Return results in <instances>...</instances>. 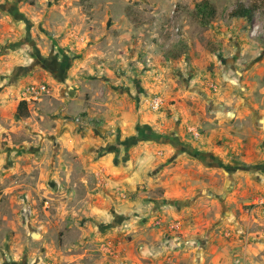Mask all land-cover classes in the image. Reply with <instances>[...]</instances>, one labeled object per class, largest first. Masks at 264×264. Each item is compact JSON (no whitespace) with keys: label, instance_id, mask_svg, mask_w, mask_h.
<instances>
[{"label":"crops","instance_id":"crops-1","mask_svg":"<svg viewBox=\"0 0 264 264\" xmlns=\"http://www.w3.org/2000/svg\"><path fill=\"white\" fill-rule=\"evenodd\" d=\"M99 1L95 7L112 6ZM12 13L3 32L16 38L24 17ZM177 18L187 51L172 57L147 37L133 42L131 28L122 30L113 16L96 17L94 55L114 66H98L102 76L81 77L86 65L70 39L47 52L28 29L34 61L19 46L3 56L10 63L0 70V129L14 117L21 87L49 88L28 131L45 141L44 150L32 147L50 152L46 163L60 173L52 180L61 195L56 208L77 215L73 227L88 232L64 246L68 264L256 263L252 243L264 227V208L253 205L264 197V45L240 19L196 28L191 16ZM153 95L164 100L158 111L148 106ZM81 113L84 122H76ZM158 217L178 222L179 232L154 226ZM106 237L117 241L110 247Z\"/></svg>","mask_w":264,"mask_h":264},{"label":"rangeland","instance_id":"rangeland-1","mask_svg":"<svg viewBox=\"0 0 264 264\" xmlns=\"http://www.w3.org/2000/svg\"><path fill=\"white\" fill-rule=\"evenodd\" d=\"M111 1L112 6L107 8L95 7L94 3H99V0H0V70L10 63L3 56L14 47H21L22 57L34 61L31 58L34 48L25 38V29L32 31L30 37L34 36L38 49H47V52H50L53 43L59 45L67 38L70 39L69 43L77 46L74 54L79 55L86 65L81 67L80 75L87 79L105 74L98 66L102 69L114 67L111 62L95 56L97 48L90 44L92 32L98 25V16H113L117 21L116 25L121 26L122 30L125 25L127 29L131 28L132 32L126 30L132 35L133 42L137 39L146 41L147 37L148 41L161 45L165 53L172 57L187 51V43L181 37L183 24L178 21L177 14L191 16L189 24L196 28L199 25L207 26L200 23V17L195 9H190L188 1L184 5L179 1L176 3L177 0ZM190 1L193 5L194 0ZM212 1L210 0L216 8L215 21L219 22L218 25L228 22V13L234 3L241 0ZM252 2L262 5L261 10L259 14H255L252 26L244 28L250 32L249 36H258V40L264 45V21L260 23L259 19L264 13V0H248L247 4ZM27 10L35 11L38 21L29 16ZM14 11L15 15L24 17L21 35L16 38L11 33L3 32L6 23L15 20L12 13ZM122 16L132 21V27L121 22L124 20ZM48 22L51 29L46 25ZM99 25L103 27L106 24L99 22ZM70 33H74L78 39L68 36ZM25 86L21 87L20 97H14L18 103L24 100ZM47 95H40V100H24L29 117L41 110ZM29 117L20 119L14 114L6 126H3L5 130L0 129V264H68L64 246L82 239L88 232L73 227V220L81 221L77 215L61 205L57 207L59 209L56 208L61 195L55 192L52 180H56L60 173H57V168L52 169L46 163L50 152L35 151L32 147V144L38 143L44 150L45 141L30 136ZM45 201L48 202V208L43 211L41 206ZM260 229L262 230L256 233L252 243L255 264H264V227ZM102 241L113 243L117 241V237H106Z\"/></svg>","mask_w":264,"mask_h":264},{"label":"trees","instance_id":"trees-1","mask_svg":"<svg viewBox=\"0 0 264 264\" xmlns=\"http://www.w3.org/2000/svg\"><path fill=\"white\" fill-rule=\"evenodd\" d=\"M193 6L196 14L200 17V23L202 25H209L214 22L216 19V8L210 2V0H201L199 2H193ZM260 4L255 2L244 4L241 1L235 2L232 9L228 13L229 19H240L245 22V25L248 27L252 26V21L255 14H259L261 10ZM262 18H264V13H262ZM15 116L17 118L23 119L29 117V110L27 108V103L22 100L18 103ZM81 119H85V115L81 114L78 116ZM88 123H93V120H88Z\"/></svg>","mask_w":264,"mask_h":264},{"label":"built area","instance_id":"built-area-1","mask_svg":"<svg viewBox=\"0 0 264 264\" xmlns=\"http://www.w3.org/2000/svg\"><path fill=\"white\" fill-rule=\"evenodd\" d=\"M44 93L48 94L49 93V88L46 84H29L26 85L23 89V94L25 97L23 98L25 101H35V100H40V95H43ZM164 105V100L158 96V95H153L149 97V103L148 106L150 107L151 110L158 111L160 110ZM76 122H84L83 119L76 117L75 118ZM87 121V120H86ZM192 135L194 137H197L199 133L196 130H191ZM253 205L258 206V207H263L264 208V197H258ZM48 208V202L45 201L43 202L41 209L43 211H46ZM154 226L156 227H164L166 228L169 232H179V224L178 222H172V223H165L161 218H156L154 220ZM175 233V234H176ZM174 234V235H175ZM177 237V236H176ZM184 245H193L194 243L191 240H182ZM112 242H108V246L111 247ZM166 264H174L169 258L166 261Z\"/></svg>","mask_w":264,"mask_h":264}]
</instances>
